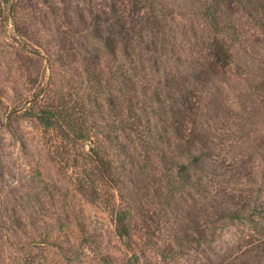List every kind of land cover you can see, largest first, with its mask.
I'll return each instance as SVG.
<instances>
[{
  "label": "rangeland",
  "instance_id": "1",
  "mask_svg": "<svg viewBox=\"0 0 264 264\" xmlns=\"http://www.w3.org/2000/svg\"><path fill=\"white\" fill-rule=\"evenodd\" d=\"M0 264H264V0H0Z\"/></svg>",
  "mask_w": 264,
  "mask_h": 264
}]
</instances>
